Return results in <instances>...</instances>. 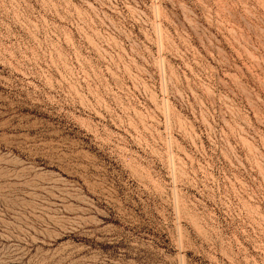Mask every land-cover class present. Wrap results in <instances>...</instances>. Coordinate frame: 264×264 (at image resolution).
Wrapping results in <instances>:
<instances>
[{
	"label": "rangeland",
	"instance_id": "rangeland-1",
	"mask_svg": "<svg viewBox=\"0 0 264 264\" xmlns=\"http://www.w3.org/2000/svg\"><path fill=\"white\" fill-rule=\"evenodd\" d=\"M0 264H264V0H0Z\"/></svg>",
	"mask_w": 264,
	"mask_h": 264
}]
</instances>
